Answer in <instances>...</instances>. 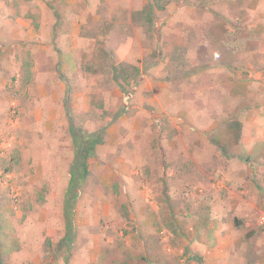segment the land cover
Instances as JSON below:
<instances>
[{
  "label": "rangeland",
  "instance_id": "obj_1",
  "mask_svg": "<svg viewBox=\"0 0 264 264\" xmlns=\"http://www.w3.org/2000/svg\"><path fill=\"white\" fill-rule=\"evenodd\" d=\"M164 1L0 0L1 264H264V157L212 142L234 119L264 137V58H243L264 31L242 0ZM71 125L105 132L67 251Z\"/></svg>",
  "mask_w": 264,
  "mask_h": 264
},
{
  "label": "trees",
  "instance_id": "obj_2",
  "mask_svg": "<svg viewBox=\"0 0 264 264\" xmlns=\"http://www.w3.org/2000/svg\"><path fill=\"white\" fill-rule=\"evenodd\" d=\"M164 0H154L147 10L136 12L135 15L146 16L147 20L152 21L153 15L156 10L163 11L165 6L163 4ZM134 18H137L134 16ZM140 19V18H139ZM118 71V69H117ZM120 75H115V80L119 82ZM119 84V83H118ZM120 86L123 84L120 83ZM124 88V87H122ZM70 132L73 138L74 146L77 150L75 154V160L71 170L70 186L67 192L64 203V219L66 223V235L59 244L60 247L65 246L67 251L71 250L72 245L75 241V222H74V208L78 198L75 188L77 186V181L82 178L80 175L87 177L89 173L88 159L94 155L96 148L103 144V136L105 129H100L93 133L86 131H80L73 125L70 127ZM243 123L237 119L231 121L228 125V134L231 140L223 141L220 138H214L213 143L219 148L223 156L227 158H239L240 160L250 163L251 157L239 152V145L242 140ZM199 264L203 263L202 257H193ZM1 264V263H0Z\"/></svg>",
  "mask_w": 264,
  "mask_h": 264
},
{
  "label": "crops",
  "instance_id": "obj_3",
  "mask_svg": "<svg viewBox=\"0 0 264 264\" xmlns=\"http://www.w3.org/2000/svg\"><path fill=\"white\" fill-rule=\"evenodd\" d=\"M242 2L246 3L245 9L247 12H249L252 15V18L250 19V21L242 24V30L245 29L246 26H248V30L250 32L256 33V32L264 31V22H263L264 0H242ZM257 19H259L261 21L257 22ZM255 36H256V38H258V44L256 46V49H254L253 51H250V52H246V54H244L243 58L255 59V60H256V57H258V56H262L264 58V40L261 37V34H258ZM247 65H248V67H252L250 62H248ZM252 69L255 72L257 71V69L256 70L254 68H252ZM258 73H259L258 78H261V76L264 75L262 72H258ZM245 136H246V134H245V132H243L242 143L244 144V147H246V149H245L246 153H248V155L252 156V157H253V155H255L256 158H262V156L264 157L262 150L259 153L257 151L258 145L264 146V137L263 138L261 137L262 139L260 137L255 138L254 141H253V139H251L250 143H248V140L246 141ZM230 165H231L230 175L231 174L233 175V172L238 165L234 162H232ZM240 199L242 200V198H240ZM239 204L242 207V201ZM233 206L237 207L238 201H236ZM238 214L240 215L241 213H238ZM232 239L233 238L230 235H228L227 237L224 238L223 234L214 233V240H215L214 242L216 243V246L220 247L221 250L227 251V247H226V244H228L227 241L229 240V243H231Z\"/></svg>",
  "mask_w": 264,
  "mask_h": 264
},
{
  "label": "built area",
  "instance_id": "obj_4",
  "mask_svg": "<svg viewBox=\"0 0 264 264\" xmlns=\"http://www.w3.org/2000/svg\"><path fill=\"white\" fill-rule=\"evenodd\" d=\"M260 222L261 224H264V214L262 215Z\"/></svg>",
  "mask_w": 264,
  "mask_h": 264
}]
</instances>
